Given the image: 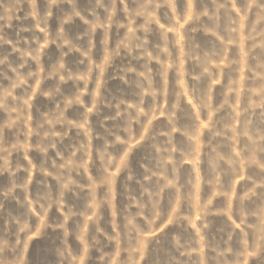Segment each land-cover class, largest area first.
I'll list each match as a JSON object with an SVG mask.
<instances>
[{
    "label": "rangeland",
    "instance_id": "rangeland-1",
    "mask_svg": "<svg viewBox=\"0 0 264 264\" xmlns=\"http://www.w3.org/2000/svg\"><path fill=\"white\" fill-rule=\"evenodd\" d=\"M0 264H264V0H0Z\"/></svg>",
    "mask_w": 264,
    "mask_h": 264
}]
</instances>
